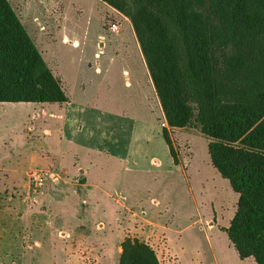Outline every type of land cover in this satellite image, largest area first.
Listing matches in <instances>:
<instances>
[{"label":"trees","instance_id":"trees-1","mask_svg":"<svg viewBox=\"0 0 264 264\" xmlns=\"http://www.w3.org/2000/svg\"><path fill=\"white\" fill-rule=\"evenodd\" d=\"M101 1L129 19L167 125L209 137L210 161L237 194L222 230L241 259L264 264V0ZM66 100L14 8L0 0V102ZM118 264L160 262L127 236Z\"/></svg>","mask_w":264,"mask_h":264},{"label":"rangeland","instance_id":"rangeland-1","mask_svg":"<svg viewBox=\"0 0 264 264\" xmlns=\"http://www.w3.org/2000/svg\"><path fill=\"white\" fill-rule=\"evenodd\" d=\"M8 1L67 96L64 102L45 103L43 107L55 114L60 107L73 109L77 113L74 125H77V130L83 131L80 135H73L74 143L78 147L90 142L95 150L89 155H83L84 149L80 148L78 163L109 161L113 165L109 171L111 177L112 172L116 177L114 186H117L123 176L122 187L128 191L129 197L139 193L138 196L143 200L137 210L144 208L148 213L153 202L146 201L147 187L142 186V183L150 180L152 173L146 175L137 171L138 168L133 172H123L120 163L112 158L110 161V158L102 154L100 143L104 137L110 142L117 139L120 145L124 142L127 144L133 128L142 153L149 149L151 152H159L165 145L164 138L158 133L156 137L160 141L156 142V138H151L152 142H144L145 135L151 133L145 130H153L156 125L157 131L159 129L162 132L160 125L166 121H163L160 112H156L152 103L145 98H150V94L129 22L99 0ZM112 22L119 25V32L114 33L108 28ZM64 36L67 37L66 40H63ZM74 40L77 41L75 45L71 43ZM96 67L99 68L98 71H95ZM120 120L126 123H121ZM103 122L107 123L104 128ZM57 123L59 124L55 118L48 117L47 113L42 114L41 106L36 103L0 102V153L15 149L27 151L29 148L48 153L72 150L71 145L74 144L69 143L67 137L60 138ZM45 126L51 128L52 135H45ZM171 133L178 159L175 161L177 172L174 171L168 177L177 184L178 177H182L181 172L188 174L187 183L193 196L190 198L186 196V192L182 195L173 191L171 199L163 202L159 209L160 222L176 228V233L179 232L169 235L170 254L176 258L174 264H240L224 259L227 248L234 247L220 227L227 224L230 217L227 218V215L236 208V203L234 204L228 192L235 197L236 193L210 161L207 147L209 137L194 128ZM140 134H143L141 138ZM97 148L100 152L96 151ZM24 155L20 152L18 156L14 154L9 159L4 157L3 161L20 164L24 161ZM139 167L151 168L148 161H141ZM132 180L141 185H135ZM111 182L110 180L109 183ZM176 187L180 189L181 186ZM183 188L186 189V183ZM114 197L121 199L118 193ZM154 211L152 209L150 214ZM91 216L86 215L85 211L81 214L84 219H91ZM213 220H216L214 226L208 227L207 223ZM158 255L162 264L171 261L164 245L158 250ZM246 264L257 263L250 260Z\"/></svg>","mask_w":264,"mask_h":264},{"label":"crops","instance_id":"crops-1","mask_svg":"<svg viewBox=\"0 0 264 264\" xmlns=\"http://www.w3.org/2000/svg\"><path fill=\"white\" fill-rule=\"evenodd\" d=\"M99 1L129 22L144 69L143 73L146 76V87L150 94V98L147 96L145 98L152 103L156 112H160V116L165 121L130 21L113 7ZM66 39L67 37L64 36L63 40ZM71 43L75 45L77 41L74 40ZM98 70L99 68L96 67L95 71ZM32 103L41 106L42 114L47 113L48 117L55 118L59 122L57 127L60 130V138L67 137L68 142L74 145H71L72 150L68 152L59 150L51 153L38 152L36 149L29 148L27 151L15 149L6 150L4 154L0 153V264H118L121 242L127 236L146 242L155 251L159 262L158 250L164 245L171 257V261L165 264H174L176 258L170 254L172 251L169 235L179 232L176 233V228L160 222L159 209L163 202L171 199L173 191L182 195L186 192V196L193 198L192 189L187 183L189 182L188 174L181 172L182 177H178L177 184L168 177L174 171L177 172L175 161L178 159V151L174 148L171 132L175 130L179 132L184 128L170 127L167 123L166 127L162 126L168 130L172 149L164 139L165 145L159 152H151L149 149L148 152L142 153L141 144L136 140L133 128L129 133L127 144L124 142L120 145L117 139L110 142L104 137L100 141L102 154L110 158V161L112 158L113 161L120 163L123 172H133L138 168L137 171L144 172L146 175L152 173L151 179L142 183V186L147 187L146 201L153 202L152 208L146 213L144 208L137 210L143 201L138 196L139 193L129 197L128 191L123 189V176L117 186H114L116 177L113 172L111 177L109 171L113 165L109 161L78 163L80 148L84 149L83 155H89L95 150L92 149L90 142L78 147L74 143L73 135L78 133L80 135L83 131L77 130V125H74L77 113L73 109L60 107L55 114L43 107L45 103ZM148 110L151 112L150 107ZM150 119H152L151 116ZM119 122L126 123L123 120ZM106 124L103 122V128ZM53 129L56 131L54 127ZM145 131L151 133H145L144 142H152L151 138H156V142L160 141L161 139L156 137L157 133L163 137L162 132L159 129L157 131L156 125L153 130ZM43 132L46 136L52 135L50 127H43ZM87 136L90 137L92 134ZM96 151L100 152L99 148ZM20 152L25 154L22 163L3 161L4 157L9 159L11 155L18 156ZM141 161H148V166L151 168L139 167ZM34 169L49 171L51 175L36 193L31 191L28 182V173ZM110 180L111 183H109ZM132 182L137 186L141 185L136 180ZM184 183H186V189L183 188ZM176 185L182 188L179 189ZM116 193L121 195V199L114 197ZM228 194L235 204L237 194L236 197L230 191ZM194 205H196L195 202ZM152 209L155 211L150 214ZM235 209L227 215V218L230 216L227 224L220 228L228 225ZM82 210L86 212V215H92L91 219L82 218ZM197 220L201 221V218ZM202 221L205 223L204 219ZM215 221H209L207 226L213 227ZM224 257L233 263L240 264L254 261L251 257L241 259L236 250L231 247L227 248Z\"/></svg>","mask_w":264,"mask_h":264},{"label":"built area","instance_id":"built-area-1","mask_svg":"<svg viewBox=\"0 0 264 264\" xmlns=\"http://www.w3.org/2000/svg\"><path fill=\"white\" fill-rule=\"evenodd\" d=\"M112 32H117L119 29V25L115 22L110 23L108 27ZM161 126H167L166 122H162ZM50 172L49 171H44V170H31L28 173V182H29V187L31 191L34 193L38 192L40 187L45 183V181L50 177Z\"/></svg>","mask_w":264,"mask_h":264}]
</instances>
